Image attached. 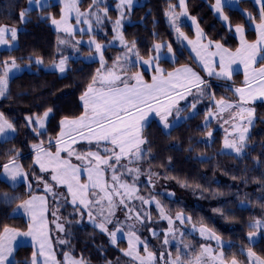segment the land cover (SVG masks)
Here are the masks:
<instances>
[{
  "label": "snow or ice",
  "instance_id": "1",
  "mask_svg": "<svg viewBox=\"0 0 264 264\" xmlns=\"http://www.w3.org/2000/svg\"><path fill=\"white\" fill-rule=\"evenodd\" d=\"M239 0H215L213 6L214 11L218 14V19L226 22L228 31H233V27L229 22V17L223 14V9L226 5L238 6ZM253 3L259 5L258 19L259 23L255 25L258 39L255 42L249 43L244 39V27L237 25L234 32L239 34L240 47L236 51L230 52L223 44L208 40L206 34L199 30L197 25L196 40H188L187 36L181 32L176 21L178 17L173 12V9L179 7L183 11L181 16H186V0H178L176 5H169V12L165 13L169 16V22L174 27L178 40H187L189 45H192V50L196 52V56L203 63L208 74L213 72L210 67L209 60L212 57H219L220 71L215 73L221 78H231V65L239 60L245 65V69L249 65H254L257 58L264 61V0H253ZM104 0H92V4L87 12H80L78 4L75 0H70L64 4L62 9L63 15L61 21L52 20V23L58 25L59 23H68V15L75 12L76 23L88 24V31L92 32L93 27L88 17H95L96 25H102L103 21L108 18V7L103 6ZM46 7V0H29V11L32 7ZM103 6V7H102ZM134 7V0H119L117 9L119 10V18L114 22V31L116 32V39L124 46L125 52L118 56L113 61V67L106 69L103 58V47L95 39L89 41V45L95 46L96 53L100 54L101 68L97 69L96 75L93 76L92 82L87 86L86 90L81 95L83 113L79 117L69 119L65 117L60 121V133L56 140L48 139L49 148L43 147L44 141L33 145L37 155L34 161L35 165L39 166L41 173H47V176H32L31 173H25L21 165L16 163L13 158L7 164L0 165L3 169L2 175L6 180H10L13 185L21 177L27 182L29 191V199L18 205L31 220L28 231L14 232L9 228L3 229V235H0V264H15L14 262V244L17 237H31L39 245L37 251L33 252L31 261L25 260L22 264H42L39 257L45 256V250L48 256L45 257L43 264H87L83 257H75L71 250L63 252L64 259L58 261L55 254L52 252L49 243L47 232L46 213L48 212L47 201L52 199L55 207L51 210V216L54 218L56 229L64 233L66 237H70V227L75 222L81 223L87 217L89 223L94 229H98L102 234L109 238V243L113 246L118 245V234H123L128 239V249L123 251L124 256L131 257L133 260H139L140 264H156L157 258L155 254L148 249L147 240H141L137 235V224L144 226L146 222L151 220L150 213L143 208L144 205L155 204L159 209L161 218L167 219L168 230L164 234L163 243L165 245L170 243L169 236L175 239L178 228H174V221H179L180 224L191 223V217L184 216L182 213H177L175 218L165 214L163 206L155 196L150 195L144 197L139 194L138 181L143 174L140 164L146 162L149 157L148 149L143 145L149 143L143 130L148 127V116L154 113L160 117V122L164 130H168L167 134H171V128L177 124L180 119L193 118L197 115V103H199V96L205 92V88L210 87L205 84V81L192 70V68L183 66L165 73L159 64L164 60H174L177 58L178 49L173 48L172 42L154 43L149 49L154 55L144 64H151L153 71L157 74L152 76L151 83L144 81L142 75L137 72L134 75H127L128 66L135 67L139 62V53L137 51V42L132 41L127 43L120 32L122 19ZM246 20L252 21L256 17L251 14L244 13ZM23 20L25 12L20 13ZM43 18V17H42ZM193 23H196L195 18H192ZM69 34H72L75 29H64ZM81 31H84L81 29ZM9 34L10 39L15 41L17 39V29L0 27V45H7L8 40L5 35ZM156 36V33H153ZM204 41H207L206 43ZM61 44L66 41L61 40ZM77 43H80L79 41ZM215 51H209L212 48ZM166 49V52L162 50ZM132 56L136 57V61L132 60ZM29 59H32L31 57ZM34 63L42 65V59H35ZM67 58L59 59L58 63L52 64V69L58 70L61 74L67 71ZM0 97L5 96L8 89V81L10 74L20 70V65L17 64L16 59L0 61ZM119 70V74L118 71ZM254 83V86H253ZM194 86L196 93L194 94L190 88ZM203 85V87H201ZM244 88H237L235 92L239 94L240 101H246L249 98H254L256 91H259L260 96H264V66L254 69L251 73L245 72ZM193 96V101L184 107L179 106V101L186 100L187 96ZM198 94V95H197ZM211 95V94H210ZM214 106L223 113L227 109H238L234 115H230L229 119L235 120L237 117L243 122L245 117L243 113H247V125L254 123V109L244 108L240 103H232L226 99L215 100L212 95ZM191 112L187 117H181L182 112ZM52 109L48 108L42 115L33 113L25 117V126L28 127L36 138L46 135V120L52 113ZM172 116L173 120L169 121L168 117ZM212 113L209 112L206 117V123ZM228 123V120L224 121ZM238 126L233 124V128ZM242 131L238 136L231 139L227 137L224 140V148L230 149L238 156L244 152L247 140L246 136L248 127L243 123L240 125ZM16 133L14 123L5 118L3 113H0V137L6 140H11ZM212 133L208 132L211 137ZM77 137L80 140L86 141L89 145L95 142V151L89 149L86 152H77L71 148L67 141L71 144L77 143ZM67 138V141L66 139ZM63 145V147H61ZM110 145V147H109ZM55 147V151L50 149ZM10 153L15 152L14 149L9 150ZM66 152L67 158L62 157L61 153ZM18 156L19 154L16 153ZM79 161L86 162L82 165H74L71 162V157ZM111 172L110 180L106 179L107 173ZM86 173L87 180L82 182V177ZM158 174H148V184H153V176ZM31 177V179H29ZM129 180L131 183H129ZM35 181L39 185H43L44 195H32V183ZM65 188V191H61ZM167 195H173L168 193ZM5 202H9L16 197H9L3 194ZM139 200L140 205L137 206L134 201ZM70 206L72 212L69 217L64 218L60 213L61 208ZM219 211V210H218ZM123 213L121 219L117 213ZM79 217V219H77ZM66 225L68 227H66ZM250 227L257 231L249 232L248 240L250 244L258 242V234L264 233V220H256L250 224ZM193 230H197L193 225ZM154 237L158 238V234L149 229ZM198 231L201 236L207 235L210 239H216L218 245L220 238L214 233L209 232L205 227L201 226ZM181 237L184 235L180 233ZM57 243L60 245H67L71 249L70 239L59 238ZM183 243V240H181ZM138 245H143V250L147 254L142 257L136 251ZM188 247V245H185ZM177 255L175 260L168 259L165 264H184L181 259V251L177 247ZM170 257V254H168ZM249 264H264L256 254L249 248L247 252ZM165 254H161L160 259H164ZM207 257V260L212 261V264H225L223 252L212 254L210 247L202 246L200 255L195 256L188 264H201V261ZM108 264H112L108 261ZM207 264V261H205ZM231 264H238L233 259Z\"/></svg>",
  "mask_w": 264,
  "mask_h": 264
},
{
  "label": "trees",
  "instance_id": "2",
  "mask_svg": "<svg viewBox=\"0 0 264 264\" xmlns=\"http://www.w3.org/2000/svg\"><path fill=\"white\" fill-rule=\"evenodd\" d=\"M186 1L190 13L197 18L209 37L221 39L231 46L235 45V37L221 25L207 1ZM23 2L24 0H21L22 4ZM174 4L175 0H148L133 9L131 16L135 22L126 25L124 36L130 44L133 40L137 42L141 57L151 55L149 49L155 41L170 36L165 13L167 7ZM242 4L258 19L256 7L250 0H243ZM90 6V0H81L80 7L83 11ZM226 10L232 23L247 25L245 16L239 9ZM60 15L59 3L28 10L26 18L17 30L15 43L0 48V61L15 58L19 65L30 63L36 66L33 63L34 58H40L44 64H49L66 56L68 50L58 42L57 34L50 24L51 18H58ZM183 27L189 35H193L188 25L184 24ZM250 31L251 29H248L247 33L252 35ZM153 33L157 35L154 36ZM92 50L86 46L79 48L82 54ZM108 53H111L112 57L121 54L114 46L104 49L103 54ZM183 53L184 56H178L173 62L162 59L161 63L165 69L181 65L188 56L186 50H183ZM30 57L32 59H29ZM100 68L98 61L86 62L82 58L71 57L68 58V68L64 74L34 69L10 76L7 92L5 96L0 97V112L14 123L16 133L10 141H0V165L13 158H20L29 173L37 171L32 160L33 145L43 140V146H49L48 139L55 140L58 137L62 119L82 115L84 109L80 97ZM141 72L148 74L143 69ZM225 84L231 88H222L220 85L210 87L217 97H234L232 87L243 84L242 73H234L232 79ZM207 103L209 99L206 103L204 101L203 106H208ZM48 108L53 111L46 120V135L36 138L25 126V117L33 113L42 115ZM204 113L201 108L193 118L184 119L173 125L170 135L158 122L149 121L148 127L143 130L149 141L144 145L149 151V157L144 164L150 166V170L162 176L166 182L174 184L176 189L191 194L192 198L179 195V200L174 202L170 212L184 211L194 222L214 230L224 241L230 243L224 247L226 258H245V254L240 250L242 245L251 248L264 260V235L255 244H250L246 239L248 232L253 230L250 222L264 217V104H255L256 120L244 152L239 156L222 151L223 133L210 123L202 124ZM208 132L212 133L211 137L208 136ZM10 149H14L15 152L10 153ZM19 149L21 151H17ZM29 191L25 183L12 186L0 177V193L17 195L16 202L25 200L29 196ZM31 192L44 194L42 187H34ZM47 202L50 207H55L51 198ZM13 205L0 204V234L6 227L21 229L28 227L27 220L21 215L10 214ZM71 212L70 206L60 209L64 218H71L69 217ZM70 233V237H65L70 239L71 249L64 245L61 247L62 253L71 250L75 257H83L87 264H108V261L112 264H127L122 254V249L126 245L124 240H119L117 246L111 245L108 236L94 229L86 221V217L79 224L74 222L70 227ZM162 234L159 233V236ZM180 238L183 236L180 235ZM187 238L194 239L193 243L195 242L197 246L200 244L197 237L189 235ZM55 250L59 251V248L56 247ZM152 251L159 253L154 246ZM33 252L34 248L31 245L19 246L14 253L15 264H22L23 261L30 259ZM56 253L59 258L61 253ZM161 254L157 257L160 258Z\"/></svg>",
  "mask_w": 264,
  "mask_h": 264
},
{
  "label": "rangeland",
  "instance_id": "3",
  "mask_svg": "<svg viewBox=\"0 0 264 264\" xmlns=\"http://www.w3.org/2000/svg\"><path fill=\"white\" fill-rule=\"evenodd\" d=\"M146 1H148V0H134L133 9L135 7H137V6H141ZM205 1L208 2L210 9L212 10V12L215 15V17L218 19V14L214 11V8H213V6L215 4V0H205ZM242 1L243 0H239L238 6H236V5H233V6L226 5L224 7V9H223V14L229 17V13L227 12L226 8H231V9H239L240 11L243 10L244 13L251 14L254 17L253 12L251 10H249L248 8H246L242 4ZM250 1L256 7L255 8L256 9V14L258 15L259 5L254 4L253 0H250ZM66 2H70V0H46V5L47 6H49V5L53 4V3H59L60 6H61V15L58 18H51L50 19V24H51L52 28L55 30V32L57 34L58 42H60L61 40L66 41V43L61 44L64 48H66L68 50V54L66 56L62 57V58H65V57L67 58L66 69L68 68V58H71V57H73V58H82L86 62L98 61L99 65L101 66L100 54L96 53L94 45H91V46L89 45V41L91 39H95L96 42H98L102 46H104L103 47V51L107 47L114 46V47L119 49V52L121 54H123L125 52L124 46L120 44L118 39H116V35L117 34L113 30L114 29V22H115L116 19L119 18V15H120L119 14V10L117 9V4H118L119 0H104V5L103 6H107L109 11H108V18L103 21L102 25H99V26L96 25L94 16L93 17H88V19L90 20L91 25L93 27V31L92 32L88 31V27H89L88 24H84V23L77 24L76 23L75 12L74 11L71 12L68 15V23H67V25H65L64 23H59L58 25H55V24L52 23L53 19H55L58 22L61 21V18H62V15H63L62 9L64 8V4ZM75 2L78 4L79 11L80 12H84L83 9L80 7L81 0H75ZM177 3H178V0H175V4L174 5H176ZM21 4H22L21 0H0V27H7L9 29L10 28H16L18 30V28L20 26V23L26 18V12L29 9V0H24L23 4L22 5ZM91 4H92V0H90V5ZM33 8H40V7L33 6L32 9ZM133 9L131 10V12H129L122 19L120 32L122 33L125 41H126V38L124 36V29H125L126 25L127 24H132L133 22H135V20H133L132 16H131ZM22 11L25 12V18L23 20L20 17V13ZM182 11L183 10L180 9L179 7L173 9V12L178 17L176 23H177V25H179L181 32H183L187 36L188 40H193V41L196 40L197 25H198L199 30H201L203 33L206 34V32L200 26L197 18L190 13V11L188 9V6H187V1H186L187 15L186 16H181L180 13ZM167 12H169V6L166 9V13ZM165 17H166V22L169 25L170 36L168 38L164 39V40L155 41L154 43L172 42L173 43V48L174 49H178L177 57L180 56V55L184 56L183 50H186L187 54H188V56L185 57V59H186L185 62L183 64H181V65H176L175 68H173V69H165V67H163V66L160 67L159 66L160 68H162L165 71V73L170 72V71H174L175 69L183 67V66H187V67L192 68V70L194 72H196L205 81L206 85H209V86L220 85L222 88H225V87H230L231 88L230 85H227L225 83L232 79V75L234 73L241 72L242 73V81L245 83V72L247 71V72L251 73L254 69H257L258 67L262 66V65L257 66V64H259V62L264 63V61H261L259 59V57H258L257 61H256V63L254 65H249V67L247 69H245V65L243 63H241L239 60H237L236 63H233L231 65V78L230 79L221 78V77H218V76L215 75V73L220 71V68H219V57L216 56V57H212L209 60L210 67H211V70L213 72L212 75H209L208 74V70L205 69L203 63L196 56V52L192 50V45H189L187 43V40H183L182 41V40H178L177 39L176 31H175L174 27L169 22V16L165 15ZM193 17L195 18L196 23H193V20H192ZM218 20L220 21L221 25L226 28V22L223 21L222 19H218ZM229 22L231 23V25L233 27V31H229V32L235 37V40H236V43H235L234 46H231V45H229L227 43L225 44L221 39H214V38L209 37L206 34L207 39L208 40H212V41H217V42L223 44L225 48H227L230 52H233V53L236 51V49L238 47H240L239 34H236L234 32L235 26L240 25V26L244 27V30H245L244 31V39L247 42L252 43V42H255L258 39L257 32L255 30V25L259 23V19L256 18L255 20H252V21L246 20V22H247L246 26L244 24H240V23H232L231 20H230V17H229ZM184 24L188 25L190 27V29L193 32V35H189V33L186 30V28L183 27ZM66 27L69 28V29H75V31L72 34H69V32H66L64 30ZM81 29H83L84 31H81ZM248 29H251L250 32L252 33V35L247 33ZM5 39H7L9 41L8 44L7 45H0V48H3L5 46H10L11 44L15 43V41H12L10 39V35L7 34V33L5 35ZM78 41L80 43H77ZM204 42L206 43L207 41H204ZM82 46H86L87 48H90V49H93V50L91 52H89V53L82 54V53L79 52V48L82 47ZM137 51H138V49H137ZM209 51H215V48L213 47ZM162 52H166V49L162 50ZM153 55H154V53L152 52L151 55L148 56V57H151ZM261 55H264V53H261ZM103 58H104V62H105V67L107 68V66L113 65V61L117 57H112V54L108 53L107 55L103 54ZM162 58H163V56H162ZM35 59H40V58H34L33 59V63H34ZM176 59L170 60V61L173 62ZM132 60L136 61V57L132 56ZM144 61H146V60H144ZM58 62H59V59L57 61L51 62L49 64H44L43 63L42 65H38V64L35 63L36 66H32L30 63L23 64V65H20V70L19 71H15L14 74H10V76L17 75V74L23 72L24 70L31 71V70H34V69H43V70H48V71H57L58 73H60L58 70H54L51 67L53 63H58ZM135 65L137 66V69H138L136 71H134V67H132L130 65L128 66V69L130 70V73H131L130 75H134L137 72H139L142 75L141 69H145V70H147V71H149L151 73V70L147 69L150 66V64H144L143 63V59L141 58L140 55H139V62L136 63ZM149 68H151V67H149ZM0 71H2V67H0ZM185 95L187 96V99L184 101V103H181L179 101L181 103V107H184L185 105L190 104L191 100L193 99V97L191 95H187V93H185ZM212 95H214L215 100L222 99V97H216L214 92H212ZM223 99H225V98H223ZM226 100L229 101V99H226ZM235 103H238V102H235ZM242 107L248 108V106H242ZM237 111H238V109L233 108V109H227L223 113H220L219 110L217 108H215L214 112L213 111H210V112L211 113L213 112L214 113V117L216 116V118H219V119L222 118V116H223L224 117L223 122L225 120L231 121V123H228L227 125H225V129L226 130H228V129L231 130V128H232V133H236V136H238L239 132L243 130L242 127H240V125L243 123L244 125H246L248 127V132L246 133V136L248 137L250 132H251V128H252L254 123L252 125H247L246 124L247 118H248L247 117V113H243V116L246 115V116H244L245 119H244L243 122L240 120L239 117H237L235 120L229 119L230 115H234ZM182 114H183V112H182ZM188 115L189 114H186L185 117H187ZM71 119H73V118H71ZM254 120H256V119L253 117V121ZM157 121L161 125L160 119H157ZM202 124L206 125V124H209V122L207 121V123H206V120L203 119ZM233 124L237 125L238 127L234 129L233 128ZM221 127L223 128L222 125H221ZM226 137L228 139H230L229 135H226L224 137V140H225ZM76 139H77V143H75V144H71L70 141H67V140L66 141L69 143L70 147L75 149L77 152L83 153V152L88 151L89 149H91L93 151L96 150L95 147H94L95 142H93L92 145H89L86 141L80 140L79 137H77ZM3 140H6V139L3 138V137H0V141H3ZM224 140H223L222 151L223 152H233L230 149H225L224 148ZM43 147L45 149L49 148V146H43ZM61 147H63V145H61ZM109 147H110V145H109ZM143 147H144V145H143ZM32 149L34 150L33 151V165L37 169V171H35L32 174V176H42V175L43 176H47V173H41L40 169H39V166L34 164L37 152H36L34 147H32ZM50 150L54 152L55 151V147H52ZM17 151H21V150L19 149ZM61 155H62V157L67 158V153L66 152H62ZM15 159H16V163L21 165L22 170L25 173H29V171H27V169L25 168L24 161L22 159H20V158H15ZM70 159L73 160V159H76V158H75V156H72ZM77 161L79 162V164H74L72 161L71 162L74 165H82V164L86 163V162H82V161H79V160H77ZM144 163L145 162H142L140 164V167H141V170H142L143 174L139 177V181L137 182L138 186H139V190H140L139 194L144 196V197H149L150 195L155 196V198L157 200H159L161 205L163 206L165 214L170 215L173 218H175L177 213H182L184 216L191 217L189 214L185 213L184 211H175L174 213L170 212V210H172V205L174 204V202H177L179 200V198H178L179 195L180 196L183 195V196H187V197L189 196L190 198H192L191 194H189V193L187 194L181 189H176L177 187L174 184H170L169 182H166L167 180L163 179L162 176H160V175H154L153 176L154 187L152 185H149L148 184V174L149 173L156 174V173L152 172L150 170V166L145 165ZM2 173H3V169L0 171V177L5 182H7L8 184H10L12 186H15V185H18L20 183H25L26 188L28 189L27 182L24 180L23 177L18 179V181L15 183V185H13L10 180H6L5 179V176L2 175ZM110 176H111V172L107 173L105 178L110 180ZM29 179H31V177ZM86 180H87V175L85 173L84 176L82 177V182H86ZM129 183H131L130 180H129ZM34 187H37V188L38 187H42L43 188V185H39L35 181H33L32 189ZM60 190L66 192L65 188H61ZM168 193H171L173 195H167ZM33 195L39 196V195H42V194H33ZM28 199H29V197L26 200H28ZM24 201L25 200L16 202V204H14L12 206L11 210H10V214L11 215H21L23 218H25V220H27L28 227L26 229H21V228H18V227H7V228L13 230L14 232H26V231H28L29 225L31 223V220H30L29 216L27 214H25L22 209L18 208V205L22 204ZM134 203L137 206L140 205V201L139 200L134 201ZM47 206H48V214L46 213V219H47V232H48V237H49V243L51 245L52 252L55 254L56 259L58 261H62L64 259V257L62 255L61 247L64 246V245L58 244L57 240L59 238H65V239H67V238L65 237V235L63 233L59 232L56 229L55 223H53V219L54 218L51 216V210L54 207L53 206L50 207L48 204H47ZM143 208H144V210L146 212L150 213L151 220L149 222H146L144 226H141V225L137 224L136 227L138 229L140 228V230L137 229V235L140 237L141 240H147L149 251L153 252L156 257L158 256V254H161V253L165 254L164 259H162V260L157 257L156 264H165L166 260H168V259L175 260L176 255H177V251H176L177 247H179V249L181 251V254H182L181 255V259L183 260L184 264H188V262L190 260L194 259L195 256L201 254L202 246L210 247L212 249V254L213 255H215L216 253H219V252L222 251L223 254H224L225 264H231V261L233 259H235L238 262V264H249V261H248L247 255H246L248 250H249V247H244V246L240 245V250L245 254V258H243V259H239V258H236V257L226 258L225 257V249H224V247H226L230 243H228L227 241H224L218 234H216L214 232V230H212L210 228H207V227H205V228L209 232L214 233L216 236H218L220 238V244L218 245L216 239H210V238L207 237V235L201 236L200 232L198 231V229L201 226L204 227V225L197 224L192 219H191V223H185V224H180L179 221H174L173 227L174 228H178L179 232L176 233L175 239H172L171 236H169L170 243L165 245L163 243V240L165 238L164 234L167 232L168 227H169L167 219L161 218L160 211H159V209L156 208L155 204L144 205ZM117 215L121 219L124 218L123 217V213H121V212H118ZM256 220H264V217L260 218V219L252 220L250 222V224L254 223ZM86 221L89 223L87 217H86ZM89 224H91V223H89ZM162 225H165V226L162 227ZM193 225H195V228L197 230H195V231L193 230ZM150 228L153 229L158 234V238L156 237L153 240L154 236L149 231ZM252 231H257V230L253 229ZM252 231H250V232H252ZM181 232L184 234L182 239L180 238V233ZM159 233H163L161 237L159 236ZM3 234L4 233H3V230H2L0 235H3ZM248 234H249V232H248ZM248 234L246 236V239L249 242ZM189 235H192L193 237H197L199 239L200 244L197 246V244L195 242L193 243V241H195V240L191 239V238H187V236H189ZM262 235H264V233L258 234L257 240ZM119 240H124V242L126 244L125 247L122 249V254H123V251L128 249V239L123 234H118V241ZM181 240H183V243H181ZM13 244H14V253H15V250L21 245H31L34 248V252L37 251V249L39 247V245L36 243V241H34L31 237H17L16 241H13ZM185 245H188V247H185ZM153 246L159 253L152 251ZM56 247L59 248V251L55 250ZM173 249H174V251H173ZM65 251L67 252L68 250H65ZM136 251L142 257H146V255H147L144 252V250H143V245H138ZM56 252H60L61 253L59 258L57 256ZM14 253H13V256H14ZM168 254H170V257H169ZM47 256H48V252H47V250H45V256L39 257V259L42 262V264H43V261H44L45 257H47ZM256 256L259 257L258 255H256ZM31 258H32V255H31ZM31 258L28 259V260L31 261ZM124 258H125V263H127V264H140L139 260H133L131 257H128V256H124ZM14 259H15V257H14ZM260 259L263 260L262 258H260ZM205 261H207V264H212V261L207 260L206 256H205V259H203L201 261V264H205ZM49 264H51L50 260H49Z\"/></svg>",
  "mask_w": 264,
  "mask_h": 264
},
{
  "label": "crops",
  "instance_id": "4",
  "mask_svg": "<svg viewBox=\"0 0 264 264\" xmlns=\"http://www.w3.org/2000/svg\"><path fill=\"white\" fill-rule=\"evenodd\" d=\"M89 9L87 8L86 10H84V12H87ZM114 57H118L117 55H113ZM142 59H143V61L144 60H149L151 57H141ZM162 59H164V58H162ZM260 65H262V66H264V63H262V62H259V64H257V66H260ZM159 66L161 67V66H163L164 67V65L162 64V63H160L159 64ZM108 67H113V65H109ZM149 67H151V68H149ZM147 69H149V70H151V73L149 72V71H147L148 72V74H144V73H142V77H143V79H144V81L145 82H147V83H151L152 81H151V78H152V76H154V75H156V73H155V71H153V67H152V65L150 64V66H149ZM111 68H109V69H111ZM173 68H175V67H173ZM173 68H171V69H173ZM259 68V67H258ZM257 68V69H258ZM136 70H138V69H136L135 67H134V71H136ZM118 71V74H119V70H117ZM165 72V71H164ZM127 75H130L131 73H130V70L128 69V72L126 73ZM253 86H254V83H253ZM201 87H203V85L201 86ZM190 88H191V90H192V92L195 94L196 93V88L194 87V86H191L190 85ZM211 88L212 87H207V88H205V92H204V94L202 95V96H199V103H197V108H196V111H198V110H200L201 108L205 111V113H204V120H206V117H207V115H208V113L210 112V111H213L214 112V110H215V106H214V103H213V100H212V90H211ZM233 91H234V94H235V96L234 97H232V98H228V97H224V96H222V98H225V99H229V101L230 102H232V103H234L235 104V102H238V103H240L242 106H248V108L249 109H254V118H256L255 117V104H257V103H263L264 104V96H260L259 95V91H256V93H255V95H254V98H249V99H247L246 101H240V97H239V94H237L236 92H235V89H237V88H244L245 89V91L247 92V88H246V85H245V83L243 82V84H237V85H233ZM211 94V95H210ZM198 95V94H197ZM193 97V96H192ZM217 97V96H216ZM221 97V96H220ZM207 99H209V103H207L209 106H203V103H204V101H205V103H206V100ZM184 101L185 100H181L180 102L181 103H184ZM193 101V99L191 100V102ZM179 102V103H180ZM181 103L179 104V106L181 107ZM192 110H191V108H189L188 109V112H183V114L181 113V117H185L186 116V114H189L190 112H191ZM212 112V117L211 118H209L208 119V122L212 125V127H214V128H218V129H220L221 131H222V133H223V138H222V148H223V140H224V137L226 136V135H229V138L231 139V138H233V137H235L236 136V133H232V128H231V130L230 129H228V130H226L225 129V125H227L228 123H231V121H229L228 123H225V122H223V119H224V117L222 116V118H216V116L214 117V113ZM244 116H246V115H244ZM157 119H160V117L159 116H156L154 113H152V114H149V116H148V121L147 122H149V121H151V120H155L156 122H158L157 121ZM168 119H169V121H172L173 120V117L172 116H170V117H168ZM184 120V119H183ZM182 121V119H180L179 121H178V123H180ZM254 122H255V120H254ZM177 123V124H178ZM206 125H209V124H206ZM221 125L223 126V128L221 127ZM229 127V126H228ZM230 130V131H229ZM60 133V132H59ZM59 135V134H58ZM66 140H67V138H65ZM34 151V150H33ZM32 151V152H33ZM227 153H233V154H236L235 152H227ZM33 160V159H32ZM74 164H79V162L77 161V159H73V160H71ZM7 163H9V161L8 162H6V163H4V164H7ZM2 170V169H1ZM3 194H7L10 198L11 197H16L17 198V195H15V194H10V193H7V192H1L0 193V204H3V205H11V204H16L15 202H16V199H12V200H10L9 202H5L4 201V199H3ZM40 194H42V195H44L43 193H40ZM33 195V194H32ZM29 196H27V198H28ZM26 198V199H27ZM25 199V200H26ZM47 204H48V202H47ZM47 214H48V212H47ZM49 219V218H48Z\"/></svg>",
  "mask_w": 264,
  "mask_h": 264
}]
</instances>
